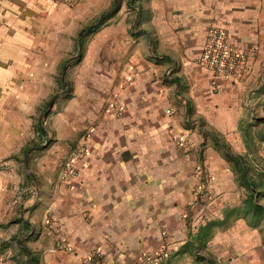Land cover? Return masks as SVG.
Returning a JSON list of instances; mask_svg holds the SVG:
<instances>
[{
	"label": "crops",
	"instance_id": "obj_1",
	"mask_svg": "<svg viewBox=\"0 0 264 264\" xmlns=\"http://www.w3.org/2000/svg\"><path fill=\"white\" fill-rule=\"evenodd\" d=\"M112 2L0 0V264H264V175L236 159L264 120V0ZM211 27L246 56L218 90L196 63Z\"/></svg>",
	"mask_w": 264,
	"mask_h": 264
},
{
	"label": "rangeland",
	"instance_id": "obj_2",
	"mask_svg": "<svg viewBox=\"0 0 264 264\" xmlns=\"http://www.w3.org/2000/svg\"><path fill=\"white\" fill-rule=\"evenodd\" d=\"M118 3H119V0H117V1L113 0L112 4L109 6V8L107 10V13L113 14L116 10V9L114 10V8L115 7L117 8ZM74 6L69 7V8H73ZM96 19H97L96 17L93 18L86 25H84L81 29L79 28L80 30L77 33V45H76V49L74 52L75 54L74 55L72 54L69 59L67 58L65 61L61 62L59 76L57 77L59 79V87L57 88V91L54 92V96H53L54 99H59L62 102L69 99L71 97V94L73 93L71 85L73 84V82L75 83V79L82 82L83 71L80 72L79 69H81L82 66H80L78 64V62L81 59V56L85 50L84 49L85 48L84 40H87V36L96 35L98 32L100 24H97L98 19L97 20ZM89 27H93L91 32H88L89 30H87ZM73 63L76 64L75 65V67H76L75 74H74V72H71V69L73 70ZM69 68H70V74H68ZM262 86L264 87V76L262 78ZM61 108H62V104H61ZM261 109H262V111H264L263 108H261ZM260 113L261 112H258L256 115L259 117V116H261ZM257 116H256V118L253 119V127L250 130V134L252 136V139L253 138L257 139V140H252L253 142L251 144V147H252L251 149H253V151H252L251 155H248L245 157L241 156V157L236 158L238 163L241 162L240 164H241V169H243L242 171H246V172H243L242 174H244V176L246 175V177L249 178V180H251L252 182H254V180L259 178L260 174L264 175V153L263 154L260 153L261 149H263V147L261 148V142L258 141V139L260 138V135H264V120L259 119V118L257 119ZM46 133L47 132L42 131V133L40 132L38 134L39 141H40V142L38 141V144L41 143L42 146H44V147L48 146V144L51 141V135H50V133H47L50 138H49L48 142L46 144H44L43 136L46 135ZM40 134H42V137H40ZM200 153H201V151H200ZM244 158H247L246 162H245ZM261 178L264 179V177H261ZM252 187H254V185H252ZM241 191H242V189H241ZM256 191H257L256 188H252V193L250 194V196L252 198L254 196H257V198H258V196H259V198L261 197V195H260L261 192L257 194ZM242 194L249 196V194H247L246 191H245V193L242 192ZM242 194H240V195H242ZM262 198L263 199L262 200L260 199V202L264 203V196ZM220 216H221V214H220ZM254 218H256V219H253V222L259 221V215L254 217ZM218 222H220L219 219H218ZM219 226L224 227L225 223L219 224ZM257 235H258L257 238L259 239V234H257ZM262 240L264 241V233H262Z\"/></svg>",
	"mask_w": 264,
	"mask_h": 264
},
{
	"label": "built area",
	"instance_id": "obj_3",
	"mask_svg": "<svg viewBox=\"0 0 264 264\" xmlns=\"http://www.w3.org/2000/svg\"><path fill=\"white\" fill-rule=\"evenodd\" d=\"M78 0H52L55 4L65 5L72 7L76 5ZM246 56L244 53L234 48L227 39L226 32L219 27H211L208 32L200 53L196 59V63L210 72L211 84L214 90L220 87L217 84L218 79H225L232 83H238L243 76V68ZM49 135L43 136V142L46 144L49 140ZM181 145L186 149L189 148L188 142L183 140ZM83 151L73 154L71 161H74ZM200 179H206L207 174L202 168H198ZM77 176V172L71 167L65 173L66 178H73ZM172 249L165 248L163 255L170 254ZM96 256L99 254L96 253Z\"/></svg>",
	"mask_w": 264,
	"mask_h": 264
},
{
	"label": "trees",
	"instance_id": "obj_4",
	"mask_svg": "<svg viewBox=\"0 0 264 264\" xmlns=\"http://www.w3.org/2000/svg\"><path fill=\"white\" fill-rule=\"evenodd\" d=\"M116 9V7L114 8V10ZM107 15H109L108 13H107ZM103 17V16H102ZM102 17L97 21V24H101V20H102ZM92 28L93 27H89L87 30H89L88 32H91L92 31ZM221 222H223V220H221L220 222H218V224H222ZM212 224H214L213 222H209V223H207L205 226L206 227H209V226H212Z\"/></svg>",
	"mask_w": 264,
	"mask_h": 264
}]
</instances>
